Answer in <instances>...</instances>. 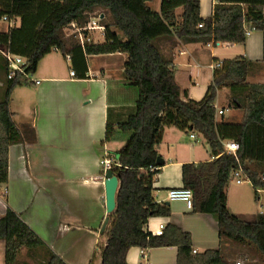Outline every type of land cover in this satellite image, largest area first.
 <instances>
[{
    "label": "trees",
    "instance_id": "obj_1",
    "mask_svg": "<svg viewBox=\"0 0 264 264\" xmlns=\"http://www.w3.org/2000/svg\"><path fill=\"white\" fill-rule=\"evenodd\" d=\"M151 0H0V18H19V25L0 32V50H10L26 59L25 71L34 74L39 61L53 50L66 57L124 53L125 85L134 92L133 109L115 124L106 125V143L121 140L111 166L119 186L115 208L100 234L90 264H128L129 248L176 246V264H226L222 254L225 242L241 246L264 264V212L251 220L241 219L227 207L226 188L235 171L241 169L254 188L264 189V83L248 81L261 61L243 55L223 59L200 100L188 98L175 79L172 57L157 46L162 38L181 43L243 44L245 27L253 26L263 34L264 0H216L211 14L200 16L199 0H162L160 10ZM181 8V13L177 9ZM93 13L102 14L105 26L102 41L81 46L74 36H66L65 26L74 21L85 25ZM201 24L202 26H198ZM24 31L27 37L18 36ZM84 71L87 65L84 63ZM20 73L8 79L0 101V189L8 180V150L12 144L36 138L34 128L19 129L9 110L12 86L25 83ZM229 90L230 105L242 111L239 123L216 120L217 91ZM197 132L210 146L212 160L182 165V187L192 191V212L213 214L217 220L219 247L192 252L189 232L168 223L161 235L145 230L149 217L170 216L166 203L156 202L152 182L162 164L157 146L164 128ZM239 144L236 156L223 152L222 141ZM153 166V171L150 167ZM0 239L5 244V264H30L21 259L22 249L37 259L36 264H67L48 248L40 237L7 208L0 216Z\"/></svg>",
    "mask_w": 264,
    "mask_h": 264
},
{
    "label": "crops",
    "instance_id": "obj_2",
    "mask_svg": "<svg viewBox=\"0 0 264 264\" xmlns=\"http://www.w3.org/2000/svg\"><path fill=\"white\" fill-rule=\"evenodd\" d=\"M161 1L151 0L148 5L159 11ZM199 1L200 16L206 18L216 0ZM177 13H181V8ZM19 20L12 18L11 24L17 26ZM8 27L9 22L0 18V32H6ZM18 37L27 35L22 31ZM157 46L165 56L172 57L175 79L181 89L187 90L190 99L200 100L204 96L215 69L211 64L221 65L223 59L238 55L261 61L248 76V81L264 83L261 31L249 33L243 44H184L176 39L162 38ZM216 46H239L240 51L219 54ZM58 52L53 50L45 55L34 77L11 88L9 110L12 119L19 129L24 125L32 126L36 138L9 147L8 180L0 189V216L7 208L12 209L67 264H90L100 239L101 225L109 214L105 202V172L100 161L122 144L121 140L104 142L106 125L108 121L117 123L132 111L134 92L124 82L126 54L83 56L75 53L70 58L63 54L68 60L63 66ZM93 59L101 61L91 64ZM84 63L87 71H84ZM7 70L0 52V101L8 84ZM215 108L224 111L216 116L217 121L239 123L242 118V111L230 105L226 87L217 91ZM190 133L173 126L164 128L162 141L157 146L163 164L152 182V194L156 202L170 206L171 214L149 217L145 230L151 233L161 221L165 226L174 223L190 233L192 249L200 253L219 247L216 217L194 213L185 201L170 199L167 194L169 189L182 185L184 163L215 157L197 132H194L195 138H190ZM226 194L229 211L239 217L252 219L264 212V189L254 188L247 179L240 183L231 179ZM224 245L228 246L227 242ZM176 254V246H133L126 253V261L128 264H176ZM4 259L5 244L0 239V264H5ZM239 259L241 264H258L253 263L255 258L244 249L239 251ZM224 261L226 264L232 262L227 258ZM99 263V259L94 261V264Z\"/></svg>",
    "mask_w": 264,
    "mask_h": 264
},
{
    "label": "built area",
    "instance_id": "obj_3",
    "mask_svg": "<svg viewBox=\"0 0 264 264\" xmlns=\"http://www.w3.org/2000/svg\"><path fill=\"white\" fill-rule=\"evenodd\" d=\"M101 18H102V14L98 13L97 15H93L91 16L90 20L83 26H79L77 25L76 22L71 21L64 28L65 35L66 36L74 35L79 40V43L81 46H84L85 43H93V42L102 41L104 38V34H105V26L102 23H100ZM2 19L9 22V27L12 26L11 24L12 19L8 18L7 16H3ZM198 26H202V25L199 24ZM244 29L246 31V35L255 31V28L253 26L245 27ZM66 32H68V34H66ZM207 45H211V44L208 43ZM216 45H222V44L220 42H216ZM0 52L3 55L6 61V65L8 67V70H7L8 79L15 77L17 73H20L21 76L23 78H26L27 80L30 79L31 76L28 75L25 71L27 63H26V59L23 56L13 53L7 49L0 50ZM242 52H244V49H242ZM211 67L218 68L220 67V63L215 62L211 64ZM71 74H74V72L71 71ZM35 81L36 83L39 82L38 80H35ZM223 113L224 111L222 109L216 110V116L222 115ZM231 123H234V122H231ZM195 136L196 134L191 131L189 137L195 138ZM222 145H223V152L236 156L237 151L239 149V144L236 141L227 139V140L222 141ZM115 162H116V159L114 155H106L100 161V164L102 165V168L105 172L107 169H111V166ZM154 169L156 168H154L153 166L150 167L151 171H153ZM232 179L235 182L240 183L244 179H246V176L243 173V171L239 169L234 172ZM263 180H264V176H263ZM167 194L170 199H181L186 202L188 207L192 206V191L189 188H185L182 186L174 187V188L169 189L167 191ZM164 228H165V223L161 221L158 224L157 228L151 232V234L161 235ZM192 252L196 253L197 251L195 249H192ZM236 264H241V261H236Z\"/></svg>",
    "mask_w": 264,
    "mask_h": 264
},
{
    "label": "rangeland",
    "instance_id": "obj_4",
    "mask_svg": "<svg viewBox=\"0 0 264 264\" xmlns=\"http://www.w3.org/2000/svg\"><path fill=\"white\" fill-rule=\"evenodd\" d=\"M93 15H97V13L96 14L93 13ZM1 24H2V22H1ZM66 34H68V32H66ZM216 48H217L219 54H225V55H230L231 54L230 51H235V50L240 51V47L239 46H235V47H232V48H230V47L229 48H224V47H221V46H216ZM58 57H59L62 65L66 66V62H68V60L64 57V55L61 52H58ZM98 60H94V59L91 60V64L97 62ZM99 61H101V60H99ZM261 74H264L263 71H262ZM32 76L34 77L35 75L31 74V77ZM116 153L117 152L115 150L112 151V154H116ZM253 199L255 200V197H253ZM240 218L241 219H245V220H251V218L245 217V216L240 217ZM227 245L228 246H226V247H225V245L222 247V254H223L225 259L227 258V259L232 261V262H229V263L236 264V261L241 260V259H239V251L241 249H243V248L241 246H239L238 244H236L234 242H231V241H228ZM228 248H229V252H228ZM19 258L21 259V261L25 260V261L29 262L30 264H36L37 263V259H34L33 257L28 256V252H27V250L25 248L22 249L20 257L18 255V259ZM254 258H255V260H254L255 262H253V263L263 264L261 261H259V258H257V257H254Z\"/></svg>",
    "mask_w": 264,
    "mask_h": 264
},
{
    "label": "water",
    "instance_id": "obj_5",
    "mask_svg": "<svg viewBox=\"0 0 264 264\" xmlns=\"http://www.w3.org/2000/svg\"><path fill=\"white\" fill-rule=\"evenodd\" d=\"M159 164H163V160L159 157L157 159ZM104 184H105V202H106V210L108 213L112 212L115 208V197L117 188L119 186V180L116 175L113 174L111 169H107L104 174ZM109 221V216L104 218V221L101 225L100 232L102 233Z\"/></svg>",
    "mask_w": 264,
    "mask_h": 264
}]
</instances>
